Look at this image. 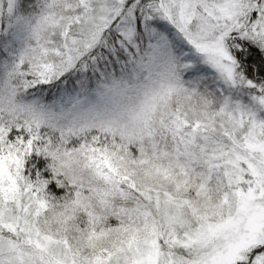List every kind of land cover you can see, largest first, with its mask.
Instances as JSON below:
<instances>
[{"label":"snow or ice","instance_id":"obj_1","mask_svg":"<svg viewBox=\"0 0 264 264\" xmlns=\"http://www.w3.org/2000/svg\"><path fill=\"white\" fill-rule=\"evenodd\" d=\"M0 264H264V0H0Z\"/></svg>","mask_w":264,"mask_h":264}]
</instances>
